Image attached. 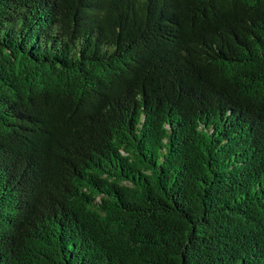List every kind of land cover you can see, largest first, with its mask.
<instances>
[{"label": "trees", "instance_id": "obj_1", "mask_svg": "<svg viewBox=\"0 0 264 264\" xmlns=\"http://www.w3.org/2000/svg\"><path fill=\"white\" fill-rule=\"evenodd\" d=\"M0 264H264V0H0Z\"/></svg>", "mask_w": 264, "mask_h": 264}]
</instances>
